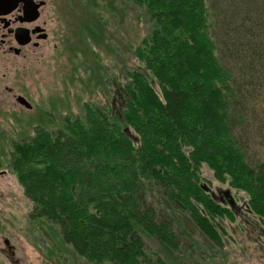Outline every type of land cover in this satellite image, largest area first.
<instances>
[{
    "label": "trees",
    "instance_id": "16d2710c",
    "mask_svg": "<svg viewBox=\"0 0 264 264\" xmlns=\"http://www.w3.org/2000/svg\"><path fill=\"white\" fill-rule=\"evenodd\" d=\"M131 2L150 31L133 49L143 70L127 73L119 117L89 107L80 118H65L55 134L38 129L14 147L32 216L51 223L73 264H178L186 250L176 232L183 216L220 243L224 232L213 220L234 212L199 182L203 162L219 179L227 175L264 219V170L248 161L234 134L243 126H253L256 136L264 130L250 105L264 90V0ZM223 7L233 8L232 20L221 16ZM226 55L237 57L239 72L224 63ZM152 187L178 224L158 220L146 203ZM143 237L156 249H147Z\"/></svg>",
    "mask_w": 264,
    "mask_h": 264
},
{
    "label": "rangeland",
    "instance_id": "374dc122",
    "mask_svg": "<svg viewBox=\"0 0 264 264\" xmlns=\"http://www.w3.org/2000/svg\"><path fill=\"white\" fill-rule=\"evenodd\" d=\"M233 8L223 7L219 13L229 19ZM54 10L53 32L39 49L24 50L19 56L0 52V264H73L71 248L60 247L49 221L44 224L32 216L33 202L18 179L14 147L34 137L38 129L55 134L65 118H80L89 107L119 117L127 73L143 70L133 49L149 33L150 22L131 0H55ZM217 34L224 41L219 28ZM224 63L234 72L241 68L235 55H226ZM152 84L160 93V86ZM261 88L250 105L263 122ZM18 95L29 102L30 109L16 102ZM252 130L253 126L236 127L234 134L242 138L248 161L264 170V130L260 136ZM126 132L137 147L138 135L131 127ZM198 169L203 188L234 214L213 220L224 232L218 244L204 238L183 216L176 232L186 250L177 263L264 264V219L250 211L246 193L230 187L227 175L219 179L206 163ZM145 198L158 220L178 222L161 203L158 188L148 189ZM143 241L147 249H156L147 238Z\"/></svg>",
    "mask_w": 264,
    "mask_h": 264
},
{
    "label": "flooded vegetation",
    "instance_id": "af4514ba",
    "mask_svg": "<svg viewBox=\"0 0 264 264\" xmlns=\"http://www.w3.org/2000/svg\"><path fill=\"white\" fill-rule=\"evenodd\" d=\"M54 2L0 0V52L19 56L24 50L39 49L53 32L50 26L56 20Z\"/></svg>",
    "mask_w": 264,
    "mask_h": 264
},
{
    "label": "water",
    "instance_id": "95a60500",
    "mask_svg": "<svg viewBox=\"0 0 264 264\" xmlns=\"http://www.w3.org/2000/svg\"><path fill=\"white\" fill-rule=\"evenodd\" d=\"M16 102L20 105H22L23 107H25L26 109H30L31 105L29 104V102L22 96L18 95L16 96ZM5 244H8L7 240L4 242Z\"/></svg>",
    "mask_w": 264,
    "mask_h": 264
}]
</instances>
